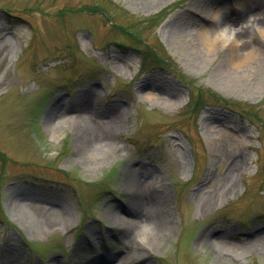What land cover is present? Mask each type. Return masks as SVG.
<instances>
[{
    "label": "rangeland",
    "instance_id": "rangeland-1",
    "mask_svg": "<svg viewBox=\"0 0 264 264\" xmlns=\"http://www.w3.org/2000/svg\"><path fill=\"white\" fill-rule=\"evenodd\" d=\"M204 1L232 17L229 0H0V264L118 250L134 173L167 193L171 229L141 230L128 264L142 250L150 264H264V248L235 247L264 235V0H233L246 35L207 57L174 38L181 22L202 47V26L235 31ZM65 107L99 126L97 146L84 125L53 124Z\"/></svg>",
    "mask_w": 264,
    "mask_h": 264
},
{
    "label": "bare ground",
    "instance_id": "bare-ground-1",
    "mask_svg": "<svg viewBox=\"0 0 264 264\" xmlns=\"http://www.w3.org/2000/svg\"><path fill=\"white\" fill-rule=\"evenodd\" d=\"M202 4L206 5L204 6L203 10L207 11L210 10L211 18H213L214 21H217L218 19L223 18L225 21L228 22L231 18L229 16H222L219 15V13H215V9L213 5H208L206 1H204ZM244 8L240 14L237 13L236 17L231 20L232 26H234V30L232 31L229 29L228 32H226L223 29H219L222 34L221 38L217 35V30L212 33V29H207L202 26L201 30L199 31L202 38L205 40V46L202 47L198 40H196L195 37H192V33H190L185 26L183 22L176 24L175 27V40H177L180 44H183L187 46L192 53L198 55L207 57L210 55L211 50L207 51L209 48H213V45L216 44V38L221 41L222 49L225 48V50L228 51V53L236 52L239 48L236 46L237 40H240L241 37H244L246 34L243 32V30L237 29V22L239 21V16L241 14L243 15L246 10H249L246 6L242 7ZM239 12V11H238ZM201 15H206L201 11ZM219 15V16H218ZM203 20V18H201ZM236 19V20H234ZM256 25L258 24L259 27L264 26V14L261 15V17H255ZM186 23V22H185ZM231 28V27H230ZM224 31V32H223ZM212 34V36H211ZM211 37L210 39H207ZM209 40V44L207 43ZM199 46H198V44ZM207 43V44H206ZM204 44V43H203ZM210 46V47H209ZM228 46V47H227ZM220 68L223 69V66H220ZM219 68V69H220ZM236 72H226L225 75H221L223 78V81L227 85H231L232 82H235ZM157 89V88H156ZM158 90V89H157ZM159 91V90H158ZM58 111V110H57ZM71 112L70 108H63L61 112H56L55 117L52 119L53 124H59L60 122H77L83 127L84 134L83 139L80 141V143L83 144L85 149H92L93 146L98 145V141L101 142V139L99 138L100 132H99V126L95 123H91L89 119H87L84 115L81 113L75 111L72 114H69ZM80 114V115H79ZM62 121H61V120ZM90 125V126H89ZM120 125V120L118 123L113 125L112 129H115L116 126ZM87 126V128H86ZM89 128V129H88ZM86 132V134H85ZM76 135L80 133V131H76ZM106 136V135H105ZM78 138V137H76ZM110 137H106L109 142H107L110 146V144L114 147L116 143H113L112 139H109ZM103 141V140H102ZM99 142V143H100ZM116 147V146H115ZM131 181L133 183H130L133 187L132 189V200H130V206H126V213L129 214L130 218H125L121 213L115 214L116 223L121 222L123 226H117L116 231L111 233L113 236L115 235L116 238L119 239V243L121 246L118 250L112 251L110 253L104 254V253H96L98 255L94 256L93 258H80L75 259L72 261V264H128L129 258L133 254V251L131 249L132 245L135 244V239L137 238V234L142 230L144 232L145 237L149 238L150 241L155 240V238H159L162 236L163 233L170 234L168 231L171 229L168 225V219L169 214L166 209V205H164V201L167 199V193L165 190H157L154 186L151 189V185L154 184V180L152 181L153 177L151 178L150 175L143 174V173H134L130 176ZM130 182V181H129ZM150 189V190H149ZM21 211V208H20ZM18 214V209L15 211ZM112 214V213H110ZM19 215V214H18ZM140 232V234H142ZM226 231L224 230V233ZM165 235V234H164ZM163 237V236H162ZM218 243L220 242L221 245H227L231 246L233 245L230 243V241L225 240V237L217 238ZM148 246H152L150 243ZM235 247H237L241 252H247L250 250H254L256 248H264V235L259 238V240L256 238V240H251L249 242H243L242 244H237ZM134 255H136L137 264H150L147 259V252L146 251H135ZM57 262L62 264L63 260H61V257L59 256L57 259ZM53 264V263H52Z\"/></svg>",
    "mask_w": 264,
    "mask_h": 264
},
{
    "label": "trees",
    "instance_id": "trees-1",
    "mask_svg": "<svg viewBox=\"0 0 264 264\" xmlns=\"http://www.w3.org/2000/svg\"><path fill=\"white\" fill-rule=\"evenodd\" d=\"M160 55V54H159ZM159 55H154L153 57L155 59H157V61H165V58H163L162 56H159Z\"/></svg>",
    "mask_w": 264,
    "mask_h": 264
}]
</instances>
